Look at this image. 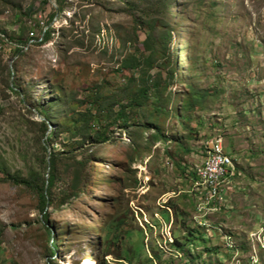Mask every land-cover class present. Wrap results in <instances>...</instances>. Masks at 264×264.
Masks as SVG:
<instances>
[{
    "label": "rangeland",
    "instance_id": "374dc122",
    "mask_svg": "<svg viewBox=\"0 0 264 264\" xmlns=\"http://www.w3.org/2000/svg\"><path fill=\"white\" fill-rule=\"evenodd\" d=\"M263 232L264 0H0V264H264Z\"/></svg>",
    "mask_w": 264,
    "mask_h": 264
},
{
    "label": "bare ground",
    "instance_id": "6f19581e",
    "mask_svg": "<svg viewBox=\"0 0 264 264\" xmlns=\"http://www.w3.org/2000/svg\"><path fill=\"white\" fill-rule=\"evenodd\" d=\"M213 145V144H212ZM211 147V146H210ZM213 153L214 154H222V147L220 145L214 146L213 145ZM210 158H212V147L209 150V154L206 157L205 161H209ZM202 162V163H205ZM197 166V165H196ZM226 166L230 168L231 171H221L219 174L215 173H208L206 175L202 176V181H199V176L203 174V166L199 165L197 168H192L191 170H194L198 176V180L195 181L196 184H194L195 189L197 193L201 196V201L199 204H203V206H210L209 208L205 210H218L222 208L225 204V196L227 195L228 188L229 190L232 189L233 184V176L234 173V160L231 157H226ZM214 193V195H223L220 197V208L219 206H211V198H203L206 194ZM264 238V235L262 236ZM259 243L261 244V247L264 248V241L262 239L259 240ZM86 264H97L95 259H89L87 260Z\"/></svg>",
    "mask_w": 264,
    "mask_h": 264
},
{
    "label": "built area",
    "instance_id": "2783aa9c",
    "mask_svg": "<svg viewBox=\"0 0 264 264\" xmlns=\"http://www.w3.org/2000/svg\"><path fill=\"white\" fill-rule=\"evenodd\" d=\"M4 37L6 38V41H8L6 35ZM213 145H220L222 147V154H214ZM213 145H211L212 158H210L209 161H205V163H201L203 166V174L199 176V181H202V176L208 173H215L217 175L221 173V171H231L230 168L226 166V157H230V154L224 148L223 138L219 136L214 139ZM222 196L223 195H214V193H211L204 195L203 198H211V206H219L220 208V197ZM209 207L210 206H203V211Z\"/></svg>",
    "mask_w": 264,
    "mask_h": 264
},
{
    "label": "trees",
    "instance_id": "16d2710c",
    "mask_svg": "<svg viewBox=\"0 0 264 264\" xmlns=\"http://www.w3.org/2000/svg\"><path fill=\"white\" fill-rule=\"evenodd\" d=\"M54 179H55V175H54V173L52 174H50V176H49V180H48V183H47V185H48V188L47 189H45V187H46V184H44L43 186H42V188H41V190H40V192L42 191V200L44 201V203H46V201H47V193H46V191H48V189H50V187H52V185L54 184ZM190 179V181L192 182V179H193V176H192V178H189ZM13 180L14 181H16V182H23V183H25V182H28L27 180H16V178H13ZM217 248H219V247H217ZM222 250V249H221ZM235 251H237L239 254H243V253H245V252H249V248L248 247H244V246H239V247H236L235 248ZM221 252V251H220ZM219 252V253H220ZM222 252H223V250H222ZM229 257H231V254H229Z\"/></svg>",
    "mask_w": 264,
    "mask_h": 264
},
{
    "label": "clouds",
    "instance_id": "9594fccd",
    "mask_svg": "<svg viewBox=\"0 0 264 264\" xmlns=\"http://www.w3.org/2000/svg\"><path fill=\"white\" fill-rule=\"evenodd\" d=\"M263 234H264V232H263ZM235 239V238H234ZM236 241V240H235ZM237 242V241H236ZM171 243H173V242H171ZM239 245V244H238ZM225 247V246H224ZM239 247V246H238ZM222 249V248H221ZM253 249L254 248H252V252H253ZM256 250H257V255L260 253V251H262V252H264V248H262L261 247V244L258 242V244H257V248H255ZM233 251H235V249L233 250ZM233 251H231V253H229V254H231V257H232V255H233ZM250 251V250H249ZM221 255H222V257H223V262H224V264H227L229 261H230V259H231V257H229V254H227L225 251H223L222 252V250H221ZM254 253V252H253ZM253 253H251L250 254V256L251 255H254Z\"/></svg>",
    "mask_w": 264,
    "mask_h": 264
},
{
    "label": "crops",
    "instance_id": "0c3cea01",
    "mask_svg": "<svg viewBox=\"0 0 264 264\" xmlns=\"http://www.w3.org/2000/svg\"><path fill=\"white\" fill-rule=\"evenodd\" d=\"M232 190H234V189H232Z\"/></svg>",
    "mask_w": 264,
    "mask_h": 264
}]
</instances>
